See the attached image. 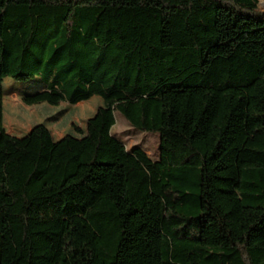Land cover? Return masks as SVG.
<instances>
[{
    "label": "trees",
    "instance_id": "1",
    "mask_svg": "<svg viewBox=\"0 0 264 264\" xmlns=\"http://www.w3.org/2000/svg\"><path fill=\"white\" fill-rule=\"evenodd\" d=\"M255 1L0 0V264H264ZM5 77L102 106L81 137L10 135Z\"/></svg>",
    "mask_w": 264,
    "mask_h": 264
},
{
    "label": "rangeland",
    "instance_id": "2",
    "mask_svg": "<svg viewBox=\"0 0 264 264\" xmlns=\"http://www.w3.org/2000/svg\"><path fill=\"white\" fill-rule=\"evenodd\" d=\"M256 1L257 9L264 11V0ZM2 90V131L18 137L25 135L37 124L43 125L53 139L64 135L81 137L86 132L87 119L102 106L98 96L71 105L50 95L39 77L25 82L5 77ZM111 134L121 140L127 149L139 147L151 159L158 157L159 134L130 127L117 112Z\"/></svg>",
    "mask_w": 264,
    "mask_h": 264
},
{
    "label": "crops",
    "instance_id": "3",
    "mask_svg": "<svg viewBox=\"0 0 264 264\" xmlns=\"http://www.w3.org/2000/svg\"><path fill=\"white\" fill-rule=\"evenodd\" d=\"M53 139V138H52ZM53 140H57V139H53Z\"/></svg>",
    "mask_w": 264,
    "mask_h": 264
}]
</instances>
